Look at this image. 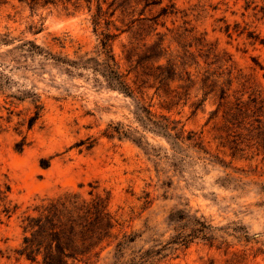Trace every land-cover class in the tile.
<instances>
[{
	"label": "rangeland",
	"instance_id": "374dc122",
	"mask_svg": "<svg viewBox=\"0 0 264 264\" xmlns=\"http://www.w3.org/2000/svg\"><path fill=\"white\" fill-rule=\"evenodd\" d=\"M96 7V0L91 10L85 3L32 10L19 0L0 2V185L10 186L18 205L0 224V264H32L16 252L21 218L41 199L67 192L107 198L117 220L90 264H131L152 248L161 250L158 264H264V129L227 130L222 110L211 118L214 95L196 106L204 39L231 57L233 76H243L234 89L248 80L264 97V0H163L144 13L158 16L157 25L132 22L144 3L134 16L117 10L112 48L132 97L110 87L98 64L107 26L95 27ZM161 37L169 52L189 50L199 61L187 60L197 81L188 90L173 82L166 95L150 80L141 93L134 83L142 43ZM29 42L40 49L31 51ZM138 100L154 118L178 121L182 137L145 126Z\"/></svg>",
	"mask_w": 264,
	"mask_h": 264
},
{
	"label": "trees",
	"instance_id": "16d2710c",
	"mask_svg": "<svg viewBox=\"0 0 264 264\" xmlns=\"http://www.w3.org/2000/svg\"><path fill=\"white\" fill-rule=\"evenodd\" d=\"M6 0H0L5 2ZM27 4L32 10L45 8L50 5H62L64 9H80L86 4L91 10L93 0H19ZM97 11L93 15L95 27L107 26V31L103 32L101 39L103 49V63H98L103 69V75L106 77L109 86L120 90L128 96H134V88L128 82L126 75L121 73L117 67L116 58L113 53L112 42L117 37V33L111 32L110 25L115 24L111 19L117 10L122 15H135L137 8L144 3L139 16L132 22L143 21L156 24L155 19L158 16L146 17L145 10L152 4H160L163 0H96ZM104 4L107 8L104 9ZM175 8V4L162 7L160 15H166L169 8ZM263 13L264 7L260 10ZM156 29V28H155ZM154 29V30H155ZM159 34V33H157ZM251 37H255L252 33ZM264 43V39L261 40ZM30 50L40 49L33 42H29ZM199 57L204 58L206 64L205 70L200 78V90L202 98L196 103L197 108L204 104L208 96L214 95L217 101V108L211 112V118L217 116L221 110L222 117L227 130L233 131L235 127L247 128L249 131H258L264 129V97L261 91L253 85H247L248 80H242V89H234L236 80L243 79V76H233L234 67L231 64V57L217 51L215 46L201 40ZM143 53L140 55L137 65L134 68L135 80L138 89L144 87L143 84L152 80L151 87H155L157 92L163 91L170 95L174 90L170 89L173 82H179L177 88L186 89L193 87L197 81L194 74L188 69L190 64L188 58L194 59L193 53L185 50L183 55H175L169 52V47L164 45V38L152 44L144 42ZM189 47L192 44L187 45ZM186 47V44H184ZM164 60V62H163ZM146 86V85H145ZM251 93L245 99L244 95L251 88ZM141 93H144L140 89ZM240 93V94H239ZM187 94V93H186ZM179 97V95H175ZM136 115L138 119L146 126L148 124L158 132H163L168 136L179 139L181 136L178 131V121L170 120L169 117L162 116L160 119L154 118L149 106L144 105L140 100L137 102ZM32 117L30 125L37 118ZM121 132L120 128H114ZM172 131L174 132L172 134ZM123 134L125 132H122ZM194 134L188 136L193 139ZM259 138V136L257 137ZM23 143L18 144L21 149ZM11 188L8 184L0 185V224L5 219H9L18 209V205L13 203L10 198ZM200 224L206 229L208 226L203 222ZM117 225V220L112 215L108 207L107 198L94 196L90 199L83 197L77 192H67L56 197L43 198L34 204L31 211H27L21 218V228L23 239L16 252L25 257L32 264H90L93 258L99 256L104 248V244L113 237V231ZM207 237L206 234H203ZM126 241H131L129 235H125ZM182 237V236H181ZM185 242L187 238L182 239ZM123 242L118 243V248L122 247ZM159 249H147L136 256L131 264H158Z\"/></svg>",
	"mask_w": 264,
	"mask_h": 264
}]
</instances>
